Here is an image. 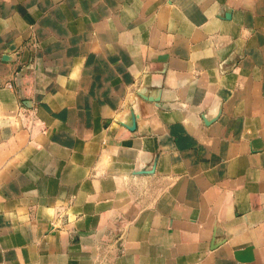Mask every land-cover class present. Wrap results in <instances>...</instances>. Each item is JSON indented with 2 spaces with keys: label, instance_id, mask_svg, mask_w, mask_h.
<instances>
[{
  "label": "crops",
  "instance_id": "obj_1",
  "mask_svg": "<svg viewBox=\"0 0 264 264\" xmlns=\"http://www.w3.org/2000/svg\"><path fill=\"white\" fill-rule=\"evenodd\" d=\"M0 264H264V0H0Z\"/></svg>",
  "mask_w": 264,
  "mask_h": 264
}]
</instances>
